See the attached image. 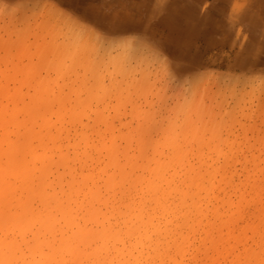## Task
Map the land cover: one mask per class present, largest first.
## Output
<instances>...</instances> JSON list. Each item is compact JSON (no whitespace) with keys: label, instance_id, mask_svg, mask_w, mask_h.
Returning a JSON list of instances; mask_svg holds the SVG:
<instances>
[{"label":"bare ground","instance_id":"1","mask_svg":"<svg viewBox=\"0 0 264 264\" xmlns=\"http://www.w3.org/2000/svg\"><path fill=\"white\" fill-rule=\"evenodd\" d=\"M130 1L102 26L168 53L171 34H204L232 54L206 64L264 75V0H198L201 18L183 0ZM105 99L0 89V264H264V172L194 152L174 127L133 141Z\"/></svg>","mask_w":264,"mask_h":264},{"label":"rangeland","instance_id":"2","mask_svg":"<svg viewBox=\"0 0 264 264\" xmlns=\"http://www.w3.org/2000/svg\"><path fill=\"white\" fill-rule=\"evenodd\" d=\"M130 2L0 0V89L96 93L122 113L114 126L133 141L137 127L157 141H165L162 131L174 127L172 141L189 143L194 152L204 143L201 151L219 162L232 161L231 170L264 172V75L206 64L209 57L217 63L232 60V54L204 34H171L168 53L147 35L102 26L122 20L119 7ZM183 2L191 17L204 14L198 0ZM216 10L213 6L209 14L223 25L230 21ZM230 25L244 28L237 21ZM168 33L159 26L154 37L164 41ZM180 51L189 59H178ZM189 65L192 71L178 72Z\"/></svg>","mask_w":264,"mask_h":264},{"label":"snow or ice","instance_id":"3","mask_svg":"<svg viewBox=\"0 0 264 264\" xmlns=\"http://www.w3.org/2000/svg\"><path fill=\"white\" fill-rule=\"evenodd\" d=\"M97 2H98V0H97Z\"/></svg>","mask_w":264,"mask_h":264}]
</instances>
